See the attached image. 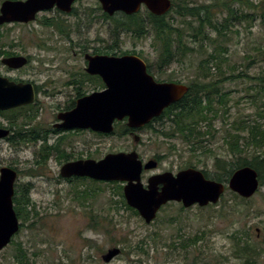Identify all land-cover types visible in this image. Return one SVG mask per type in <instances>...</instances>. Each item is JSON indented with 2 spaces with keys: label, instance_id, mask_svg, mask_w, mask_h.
<instances>
[{
  "label": "rangeland",
  "instance_id": "374dc122",
  "mask_svg": "<svg viewBox=\"0 0 264 264\" xmlns=\"http://www.w3.org/2000/svg\"><path fill=\"white\" fill-rule=\"evenodd\" d=\"M4 1L0 0V8ZM177 1L190 5L209 2ZM251 1L261 3V0ZM74 7L76 14L69 19L48 12L41 13L38 21L29 25L0 28V45L13 43L15 46L10 48L32 57L30 67L22 73H8L0 63V74L41 83L46 78L39 71H45L56 81L68 70L78 75L80 68L86 65L84 55L97 50L110 56L132 52L161 79L188 82L194 78L204 58V55L190 53L182 61L172 63L166 71L157 73L159 47L152 31L143 38L124 32L115 37L113 22L100 20L103 11L96 0H78ZM217 9L214 12L222 20L226 13L224 9ZM147 14L143 8L138 15L146 20ZM47 17L58 20L65 34L42 24L48 21ZM116 17L120 18V14ZM231 25L232 32H228L231 39L220 38L218 42L221 44L218 50L228 58L229 65L208 64L212 81L218 82L219 89L218 100L213 105L218 114L210 127L206 122L203 124L211 134L205 137L203 148L198 147L196 151H192L194 141L168 139L151 130L140 134L139 150L143 157L148 160L161 156L159 168L149 172L144 183L153 174L177 173L190 166L207 171L212 178L217 174L216 157L230 159L227 140L233 139L231 135L241 133L240 144L247 146V128L255 125L264 128V25L258 16L250 22L234 20ZM40 44L44 48L39 47ZM56 88L63 93L55 97L40 95L36 107L17 112L15 116L16 122H23L24 116H29L31 121L24 126V134L28 133L26 129L37 128L36 132L45 140L14 143L7 140L8 137L0 139V166L18 171L16 190L21 191L25 186L31 188L33 202L28 208L30 217L25 227L0 252V264H21L16 258L19 244L27 252L26 264H264V186L248 200L234 198L227 189L217 205L206 208L184 209L181 204L173 203L147 224L141 216L120 205L121 197L115 191L120 183H92L62 177L60 172L65 162L46 145L52 147L58 141V135L52 131L57 103L64 101L72 89L52 84L51 92ZM66 103L67 100L63 102ZM9 111L13 110L0 112ZM7 118L0 115V124L9 129ZM131 144V139L119 133L106 136L81 133L66 135L59 148L76 156L82 153V157L90 152L92 159L100 160L109 153L126 152ZM43 148L46 149L43 151ZM247 152L251 158L256 148L250 146ZM77 188L95 189V197L81 202L76 198ZM97 221L99 226L95 225ZM235 234L243 243L252 244L258 253L251 263L239 256ZM114 248H119L121 253L111 262H104L102 256Z\"/></svg>",
  "mask_w": 264,
  "mask_h": 264
},
{
  "label": "water",
  "instance_id": "95a60500",
  "mask_svg": "<svg viewBox=\"0 0 264 264\" xmlns=\"http://www.w3.org/2000/svg\"><path fill=\"white\" fill-rule=\"evenodd\" d=\"M104 11L113 16L117 12L133 15L143 5L154 15L163 16L172 7L171 0H99ZM75 0H6L0 9V26L10 22L29 23L37 13L57 7L71 12ZM88 71L100 75L106 85L102 92L79 99L77 107L64 115L68 129H91L110 134L115 121L128 119V126L139 128L159 117L170 105L180 101L189 88L175 82L158 83L148 74L145 62L135 55L122 57L87 54ZM26 57H12L3 64L17 69L27 64ZM35 90L30 83H15L0 76V111H7L33 104ZM9 131L0 128V139ZM157 161L143 163L133 152L109 153L100 160L86 159L68 162L61 168L64 178H89L99 182H122L127 204L138 211L150 224L159 210L169 202L181 203L188 209L195 205L206 207L217 204L226 188L244 199L252 198L260 189V177L251 166L236 170L228 183L206 178L203 171L188 168L178 172H164L149 177L147 186L142 181L144 170H154ZM18 172L0 166V252L20 231L21 222L14 208L15 184ZM121 250L114 248L102 256L104 262L114 260Z\"/></svg>",
  "mask_w": 264,
  "mask_h": 264
},
{
  "label": "trees",
  "instance_id": "16d2710c",
  "mask_svg": "<svg viewBox=\"0 0 264 264\" xmlns=\"http://www.w3.org/2000/svg\"><path fill=\"white\" fill-rule=\"evenodd\" d=\"M188 3L172 0V8L166 15L156 16L146 11L148 13L146 20L138 14L133 16L120 15V18H111L107 15L105 17L113 22L112 35L115 37L119 33L124 32L131 33L136 38H143L152 31L155 42L159 47V57L157 59V64L159 65L169 66L175 61H182L190 53L204 55V58L199 63L198 70L195 71L194 78L187 82L189 84V92L180 102L168 109L166 121L169 126L160 132L163 137L168 139L181 138L189 143L194 141L192 151H196L198 147L203 148V143L206 141L205 137L211 134V130H206L203 124L206 122L210 127L212 125L211 121L218 114V110L213 107L214 101L218 100V82L212 81L211 69H209L208 64L212 62L217 63L219 66L224 63L229 65L228 58L218 50L221 47V44H218L220 38L223 41L231 39L228 32H232L229 26H232L231 23L234 20L250 22L258 16V19L264 25V0H261L260 4H256L251 0H209L208 3L201 5H190ZM237 4L240 7L239 5L235 7ZM217 8L224 9L226 13L222 20L214 12ZM44 25L51 26L52 24L46 22ZM61 25L59 23L58 28L60 30ZM98 52L103 53L101 51ZM175 82L181 83L182 81ZM17 112L20 113L22 110L0 112V115L8 117L9 129L14 132V135L8 140L14 143L20 141L37 143L39 139L45 140L39 132H36L37 128L34 129L35 131L31 129V131H27V135L24 134V126L28 125L27 121H31V118L24 116L25 121L16 122L17 118L15 116H17ZM14 127L15 130H13ZM0 128H3L2 124H0ZM247 132L249 134L248 138L246 137L247 146L240 144L243 139L241 133L231 135L230 138L233 139L227 140L230 159L216 157L215 168L217 174L212 177L213 179L219 182H226L236 170L251 166L258 172L261 186H264V128L255 125L251 126L249 130L247 128ZM250 146L256 148V153L251 158L248 156L251 154L247 152ZM47 148L51 151L54 149V147L49 146ZM45 149L43 148L42 150L44 151ZM208 153L211 154V151H208ZM41 157H43V154ZM38 163L44 164L45 162L38 161ZM203 171L210 178L209 173L205 170ZM78 180L84 182L88 179L79 178ZM91 182L96 183L92 180ZM30 191L31 188L25 186L21 191L16 190L14 196L15 211L19 219L23 221L21 228L25 227V222L30 217L28 208L33 204ZM115 191L121 197L122 205L139 215L136 210L127 205L123 187L119 185ZM75 192L76 198L81 200V202L94 198L96 194V190L92 188L84 190L77 188ZM233 196L237 199L240 198L234 193ZM224 208H226V205ZM95 225L99 226L98 221L95 222ZM237 234H235V237L239 248V256L246 258V262L251 263L258 253L252 244L248 241L243 243V239L238 237ZM196 240L193 243H196ZM26 255V250L19 244L18 253L16 254L19 263L26 264Z\"/></svg>",
  "mask_w": 264,
  "mask_h": 264
},
{
  "label": "flooded vegetation",
  "instance_id": "af4514ba",
  "mask_svg": "<svg viewBox=\"0 0 264 264\" xmlns=\"http://www.w3.org/2000/svg\"><path fill=\"white\" fill-rule=\"evenodd\" d=\"M96 1L99 3L100 9L103 11V13L101 15V19L99 18L100 20L103 21L104 19H106V17H105L106 13L104 12L103 6L100 3V1L99 0H96ZM76 2H78V0H76ZM75 3H74V5H75ZM74 5H73L72 11L70 13L62 12L58 8H54L51 11H44L43 13L47 14L48 12H54L58 15L65 16L66 18L69 19V18L73 17L74 14H76V9H75ZM143 8H145V11H146V9H147L146 6H143L142 9ZM142 9L140 11H142ZM140 11H139V13H140ZM40 14L37 15V19L35 21H38V16ZM118 14H123V13L122 12L115 13V15H118ZM46 19L48 20L47 23L52 24L51 27H54L57 31H59V28H58L59 21L58 20H53V17H47ZM33 22H30V23L10 22V23H7L3 26H0V28H3L4 26H9V25H12V26L23 25L24 26V25H29ZM61 33L65 34V30L63 29V25H62ZM0 42H1V38H0ZM4 45H5V42H3L0 45V63L2 64V66L7 68L8 73H12V72L22 73L26 68L30 67V63L32 60V57L30 55H26V54L24 55L21 52L15 50L14 48H10V46H15L13 43H11L9 46H4ZM39 47L44 48L43 44L42 45L40 44ZM86 54L103 55L102 53H99L97 50H95V52H93V53H86ZM85 55H84V57H85ZM20 56H24L28 60L27 64L21 68L14 69V68H11V67L3 64V60H5L7 58L20 57ZM146 66H147L148 74L152 75L154 77L155 81L167 82V80L161 79L160 77H158V75L155 74V72L151 69L150 65H146ZM88 68H89V66H88V63L86 61V65L83 68H80L78 75L76 74V72H71L70 70H68L67 73L61 74L56 81H54L53 77L50 76L47 72L39 71V74H42L46 78V80L42 81L41 83L40 82L38 83L37 80H27V79H24L21 77H12V76L11 77H5V78L9 79L10 81H13L17 84H19V83H24V84L30 83L33 85V88H34L35 94H36V102L32 105L20 107V110H24L25 112L27 110H31L34 107H36V104H39L38 97L40 95L55 97V96L61 95V93H63V92H61V89H57V88H56L57 90L51 92V90H53V89H50V86L52 84H60L61 86H65V87H68L69 89H72L71 94L68 95L65 99V100H67L66 104H63V102L65 100L64 101H58L57 108H56V114H55V121H54L53 129H52L53 133L58 135V141L56 144H54L52 146V147H54L52 152L57 153V156L60 157V159L63 160V162H65L64 165L68 162H73V161H77V160L92 159L90 157V152H88L89 155H86L84 157H82V153H80V154H78V156H76V155H74V152H72L71 154H68L67 152H62L61 149L59 148V145L61 144V141L66 138V135H68V134H81V133H96L99 136L110 135V134L95 132L91 129H80V128L68 129L66 127L65 120H63V118H62L64 115L75 110V108L77 107V102L79 99H82L86 96H90L96 92H101L104 89H106V85H105L103 78L100 75H94V74L89 73ZM155 68H156L157 73H162L163 71H166L165 69H167L168 66H162V65H159L156 63ZM168 109L169 108H167L161 116L153 118L152 121L148 125L143 126V127H139V128L129 127L127 118L124 119L123 121H120V122L115 121V123L113 125L114 126L113 133H119L120 136H125L126 138L131 139V141L133 142V144H131L130 147L127 148L126 152L136 151L139 154L140 159H142L144 163L148 162L149 160H155V161H157L158 168H159L160 163H161V161H160L161 156H155L153 158L146 160L143 157L142 153L140 152L139 146L142 142L140 134H142L143 132H146L148 130H151L152 132L155 131L158 134L162 130H165V128L169 126V123H167V121H166V117H167L166 115L169 112ZM119 126H121V127L118 128ZM34 129L35 128H31V130H34ZM31 130L29 129L26 131H31ZM9 131H10V134H9L8 138L11 139V137L14 135V132L11 131L10 129H9ZM34 131H33V133H35ZM45 133H47V130H45ZM113 133H111V134H113ZM8 138H7V140H8ZM39 140H43V139H39ZM46 147H48V146H46ZM191 167H195V166H190L188 168H191ZM149 172H152V171H144L143 172V174H142L143 180L146 179ZM72 179H75V178H72ZM120 185L123 187V190H124L126 183H120ZM173 203H176V202H170L167 205H165V207L169 206ZM176 204H179V203H176ZM120 205H122V204H120ZM126 210H130V209L126 208ZM181 210H183V209H181ZM258 232H259V230H258ZM183 245L184 244L182 243L180 245V247H183Z\"/></svg>",
  "mask_w": 264,
  "mask_h": 264
}]
</instances>
